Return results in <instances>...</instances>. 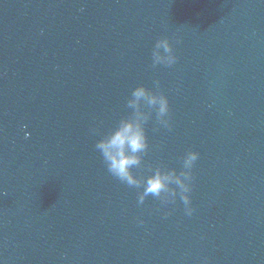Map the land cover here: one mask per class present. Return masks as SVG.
<instances>
[{
	"label": "water",
	"instance_id": "water-1",
	"mask_svg": "<svg viewBox=\"0 0 264 264\" xmlns=\"http://www.w3.org/2000/svg\"><path fill=\"white\" fill-rule=\"evenodd\" d=\"M140 85L172 128L133 172L199 152L191 216L95 148ZM0 264H264V0H0Z\"/></svg>",
	"mask_w": 264,
	"mask_h": 264
},
{
	"label": "clouds",
	"instance_id": "clouds-1",
	"mask_svg": "<svg viewBox=\"0 0 264 264\" xmlns=\"http://www.w3.org/2000/svg\"><path fill=\"white\" fill-rule=\"evenodd\" d=\"M177 59L169 38L164 37L156 41L152 52L153 66L161 64L172 66ZM154 85L159 88V81H154ZM142 105H147L151 111H143ZM127 107L132 109L131 116L120 120L119 124L95 145L103 157L108 172L130 187L143 186V192L138 198L140 204H143L149 195L160 199L164 205L175 202L179 197L183 202L185 214L191 216L195 211L190 195L192 169L200 157L199 152L189 151L184 156L181 171L176 169L165 171L161 167H156L155 171L144 179L138 178L133 172L134 168L141 166L143 155L149 149L145 125L151 119L152 112L154 111L156 116V127L153 131L172 128L168 97L140 85L132 91ZM28 135L30 134L26 133V137ZM138 222L144 223L143 220Z\"/></svg>",
	"mask_w": 264,
	"mask_h": 264
}]
</instances>
